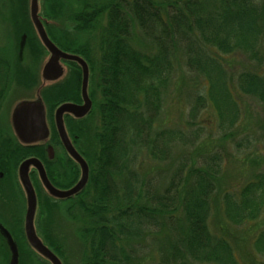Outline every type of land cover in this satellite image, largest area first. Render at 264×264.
Masks as SVG:
<instances>
[{
	"label": "trees",
	"instance_id": "obj_1",
	"mask_svg": "<svg viewBox=\"0 0 264 264\" xmlns=\"http://www.w3.org/2000/svg\"><path fill=\"white\" fill-rule=\"evenodd\" d=\"M64 17L84 42L72 46L47 34L88 62L95 79L94 123L75 132L88 182L68 208L80 223L81 264H140L145 242L153 264H264V229L248 236L264 213V172L239 187L222 181L225 145L234 141L240 117L235 93L264 106V0H74ZM14 40L9 57L0 51V102L14 63L23 60L21 41ZM34 46L38 56L45 51L38 41ZM236 55L253 64L228 73ZM180 64L206 81L193 97L190 122L211 107L217 144L200 140L201 124L186 132L160 123L162 95ZM252 142L264 146V131L258 141L245 136L235 143L240 149ZM15 150L0 139V169L7 173L18 161Z\"/></svg>",
	"mask_w": 264,
	"mask_h": 264
},
{
	"label": "rangeland",
	"instance_id": "obj_2",
	"mask_svg": "<svg viewBox=\"0 0 264 264\" xmlns=\"http://www.w3.org/2000/svg\"><path fill=\"white\" fill-rule=\"evenodd\" d=\"M28 1L29 0H0V51H2L4 56L9 57V55H11L9 49L13 50L15 45L14 37L17 41L20 39V50L22 51L23 58L22 63L24 62V64L19 66L18 63H14L16 71L14 70V73L12 74V83L14 86L29 84L31 82L30 80L35 82V78L39 81V84H41L40 89L43 88V86L45 88H51L53 86L52 84L48 83L44 85L40 78V70L47 58V52L44 51L38 56V50L35 49L34 45H36L38 39L30 21ZM60 1L63 5L59 9L60 5L58 0H38V14L40 19L42 20L47 33H50V35L52 33V35L55 36L59 42H68L72 46L79 45L84 42L85 36L76 34L74 24L65 17L63 19V16L67 14V10L70 4L74 3V0ZM7 7L10 9V13L7 12ZM73 7L74 6H72V8ZM6 15H8L9 19L12 17V24L10 23V28L8 22L4 19V17H7ZM55 15H59L62 20L55 18L59 17ZM13 26H15L18 31H15ZM21 33L23 34L19 37ZM40 46L42 47L41 44ZM42 49L44 48L42 47ZM28 62H30V64H28ZM252 64L253 63L247 62L243 56L236 55L231 58L227 71L228 73H237L238 71H241L243 67ZM180 65L181 66H177L178 68L174 71V76L170 84L167 86V89L162 95L161 112L159 116L160 123L164 127L179 128L186 132L193 131L197 125L201 124L203 131L201 133L200 140L202 142L214 141L216 143L219 135L215 134L214 123H216V116L214 110L211 107H207L195 117L193 123L190 122L191 118L189 116V110L192 107L193 97L198 92L201 94L204 92L206 81L201 75L189 74L185 67L182 64ZM63 66L64 74L57 81L58 83L64 82L65 79L70 76V67H65L64 64ZM94 80V70L89 68L88 92L91 90L93 96L95 92ZM66 84V86H69V89H72L70 87V80L66 81ZM35 93V90L23 91L14 89L13 93L10 97H8L3 111L0 109V139L3 144L9 143V138L11 137L16 139L10 126V112L12 107L19 101L18 99L24 97H35ZM50 93L51 92L48 94L51 95ZM235 96L237 97L239 104L240 117L233 128L235 134L233 135V138H235L234 141L225 145L229 151V156L224 162L225 171L222 176V181L223 184H226V186L232 185L239 187L251 176L253 172H264V146L259 142H252L251 144L247 146L244 145L238 149L235 143L239 140H243L245 136L250 138L253 137L254 140L257 139L258 141L259 135H261L264 131V106L254 97L247 95L238 96L236 93ZM93 107L91 109V115L87 118V124L90 126L93 125V119H95L92 115L94 111ZM83 126H85V124H83ZM90 128L91 127H89V129ZM209 136H211L212 140ZM89 147L90 145H88V148ZM92 147L93 145L90 147V150ZM180 151V148L175 150V156L179 155ZM57 153H60L59 148H57ZM90 153L91 152H89V154ZM142 158L145 160V166L150 165V160L145 158V156ZM18 165L19 164L14 162V164H12L9 168L8 177L5 175L4 179L1 181L0 211H6L4 212L5 220L11 226L18 241V247L20 248L19 250L21 253L19 264H50L33 252L21 232L22 224L19 221L24 215L25 198L22 190L20 189L18 180L16 179L15 181V173L17 172L16 169ZM78 171V169H75L74 173L69 176L71 180L74 181L77 178L79 174ZM67 180H69V178H67ZM6 184L8 185L6 186ZM18 189H20V192ZM41 191L48 198V200L43 198L37 208L36 217L38 233L42 237L44 233L50 237L49 240L52 243L51 245H53L55 251H57L62 264H81L84 252L82 240L77 229L80 223L74 221L68 212L69 206L78 194L73 196V199L69 201L57 202L56 199L47 195L42 187ZM54 200L56 202H54ZM46 206L49 208L48 211L40 213L42 209L45 210L44 208ZM42 214H44V216H42ZM256 224L258 228L251 225V229L249 230L248 225H246L239 229V232L249 230L250 232L248 236H253L257 231L264 229V213ZM3 241L0 239V264H5L9 259V252L5 242ZM149 245L150 244L147 242L142 244L143 247H141V251L139 252L140 264H153V247H150ZM261 260L264 263V258Z\"/></svg>",
	"mask_w": 264,
	"mask_h": 264
},
{
	"label": "water",
	"instance_id": "obj_3",
	"mask_svg": "<svg viewBox=\"0 0 264 264\" xmlns=\"http://www.w3.org/2000/svg\"><path fill=\"white\" fill-rule=\"evenodd\" d=\"M28 11L30 21L32 23L35 35L47 52V58L44 61L41 70L40 78L42 83H56L64 74V62H72L77 64L81 69V98L82 105L73 103H63L55 110L54 121L57 134L60 142L66 153L78 165L80 176L77 182L66 190L54 187L48 180L43 165L35 158L30 157L23 160L17 167L18 182L23 191L26 211L23 221V233L29 247L38 256L43 258L50 264H62L61 259L44 244L38 236L35 228V217L37 212V200L33 186L29 179V171L35 168L38 173L39 181L44 191L54 199H67L78 194L88 181L89 169L84 158L76 151L72 145L63 122V114L67 113L74 118L84 117L91 108V100L88 95V79L89 67L86 61L79 55L69 53L57 47L48 36L46 29L38 14V0L28 1ZM39 93V92H38ZM12 123L14 126V134L23 145H35L38 142L45 141L49 136V129L45 120V111L40 95L37 94L34 100H24L16 105L12 112ZM47 152L51 153L52 148L48 146ZM2 172H0V178ZM0 235L3 237L7 249L9 251V260L6 264H19L18 246L8 231V229L0 223Z\"/></svg>",
	"mask_w": 264,
	"mask_h": 264
},
{
	"label": "flooded vegetation",
	"instance_id": "obj_4",
	"mask_svg": "<svg viewBox=\"0 0 264 264\" xmlns=\"http://www.w3.org/2000/svg\"><path fill=\"white\" fill-rule=\"evenodd\" d=\"M17 63L19 64V66L24 64V62L22 63V61L17 62ZM86 63L88 65V62H86ZM28 64H30V62H28ZM64 65H65V67L67 66V67H70V69H71L70 76H68L64 82L52 83L53 86L51 88H45L43 86V88H41V89H40L41 84H39V81L36 80L35 78H34L35 82H32V80H30L31 82L29 84H24V85L20 84V85L14 86V84L11 83L10 86L5 89V92L3 94L4 96L2 97V101L0 102V109L3 111L4 106L6 105V102L8 100V97H10V95L13 93L14 89H19V90H23V91L35 90V92H36L35 97H24V98L18 99L19 101L12 107V110L10 112V126H11L12 132L14 133V126L12 123V112H13L14 108L16 107V105L18 103H20L21 101H24V100H34L36 98L37 94L40 95L41 101L43 103L44 111H45L46 124H47L48 129H49L48 138L45 141L38 142L35 145L26 146V145H23L17 138L14 139V137H11V138H9V146H13V147L15 146V149L18 152L20 151L19 154L17 155V158L19 161V162H17V164H20L23 160L30 158V157L37 158L41 162V164L43 165L45 174H46L48 180L50 181V183L54 187H56L58 189H62V190H66V189L72 187L77 182V180L79 179V176H80V169H79L78 165L66 153L64 147L62 146V144L60 142V139H59V136L57 134L56 127H55L54 114H55L56 108L63 103H73L76 105H82V103H83L82 98H81V94H80V91H81V69L77 64L72 63V62H64ZM88 67H89V65H88ZM23 69H24V66H23ZM69 80H70V87L72 89H69V86H66L67 85L66 81H69ZM77 89L79 90V92ZM49 92H51L50 93L51 95L48 94ZM76 92H77V95H76ZM88 95H89V98L91 100V108H90V111L84 117L78 119V118H74L70 114L64 113L62 118H63L66 133H67L72 145L74 146L76 151L84 158V160L86 161V163L88 165V169H89L88 161L86 160V158L81 154V152L78 149V145H77L78 136L75 134V132L77 131L79 126L87 123V118H89V116L91 115V109L94 106L93 95L91 93V90H90V92H88ZM48 146H50L52 148L51 153L47 152ZM57 148L60 149V153H57ZM29 149L32 150L31 151L32 153H27L25 151V150H29ZM9 158H10V153L8 154V156L5 157V159L3 160V163H6V161L8 162ZM75 169L79 170L78 171L79 174H78L77 178L73 181V180H71V178L69 176H71L72 173H74ZM0 172H2V177L0 178V184H1V181L4 179L5 175H6V177H8L9 174L6 172L5 169H0ZM67 178H69V180H67ZM16 179L18 180L17 174L15 173V181H16ZM29 179L31 181L34 192L36 194L37 208H38L40 201L43 200V198H46L48 200V198L41 191L42 186L40 184L38 173H37V170L35 168L31 167V169L29 171ZM7 185L8 184H6V186ZM17 187H18V184H17ZM20 189H21V186H20ZM20 189H18L19 192H20ZM22 193H23V191H22ZM23 196H24V194H23ZM71 198L72 197L67 198V199H56V201L57 202H66V201L71 200ZM22 200H23V198H22ZM56 201L54 200V202H56ZM24 208H25L24 209V215L21 217V219L19 221L22 224V226H23V221H24V216H25V211H26L25 199H24ZM4 212H6V211L5 210L0 211V223H2L8 229L11 226L5 220ZM36 222H37V218H35V221H34L35 228H36ZM38 236L42 239V241H44L43 240L44 238L40 234H38Z\"/></svg>",
	"mask_w": 264,
	"mask_h": 264
}]
</instances>
